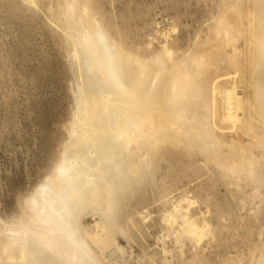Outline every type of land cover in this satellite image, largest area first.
<instances>
[{
  "label": "bare ground",
  "instance_id": "6f19581e",
  "mask_svg": "<svg viewBox=\"0 0 264 264\" xmlns=\"http://www.w3.org/2000/svg\"><path fill=\"white\" fill-rule=\"evenodd\" d=\"M63 3L64 35L80 72L76 109L68 141L21 202L19 221L0 220V264L136 260L134 233L152 214L144 209L122 220L121 199L166 165L202 164L217 183L233 186L243 207L248 193L263 199L264 0H220L214 22L186 49L163 33L158 48L152 38L143 51L115 40L91 0ZM171 203L161 213L164 241L172 238L182 252L186 241L196 248L213 236L209 200L200 218L196 200ZM88 211L90 227L83 223ZM254 249V264H264V241ZM169 256L164 247L149 264H172Z\"/></svg>",
  "mask_w": 264,
  "mask_h": 264
},
{
  "label": "rangeland",
  "instance_id": "374dc122",
  "mask_svg": "<svg viewBox=\"0 0 264 264\" xmlns=\"http://www.w3.org/2000/svg\"><path fill=\"white\" fill-rule=\"evenodd\" d=\"M63 2L0 0V220L9 224L19 221L21 202L50 174L61 146L68 141L66 128L76 109L74 91L80 72L64 35L68 22ZM219 3L91 0L90 5L99 7L115 40L143 51L152 38L153 47L158 48L163 33L186 49L214 22ZM183 165L164 166L154 179L134 184L121 199L122 220L144 209L153 215L147 228L143 226L140 233H134L132 248L137 259L133 263L142 260V264H149V256L159 261L166 247L173 255L169 256L172 264H230L239 256L241 264H254L258 257L254 247L264 241V197L251 200L248 193L243 207L233 186L217 183L207 167ZM184 196L197 201L193 210L197 218L200 211H207L205 203L209 200L208 219L214 234L196 248L186 241L181 252L172 238L163 240L167 232L161 213ZM83 223L88 227L95 223L93 212H87ZM119 242L128 245L123 238Z\"/></svg>",
  "mask_w": 264,
  "mask_h": 264
},
{
  "label": "built area",
  "instance_id": "2783aa9c",
  "mask_svg": "<svg viewBox=\"0 0 264 264\" xmlns=\"http://www.w3.org/2000/svg\"><path fill=\"white\" fill-rule=\"evenodd\" d=\"M124 264H134L133 261L129 257H126L125 263Z\"/></svg>",
  "mask_w": 264,
  "mask_h": 264
}]
</instances>
